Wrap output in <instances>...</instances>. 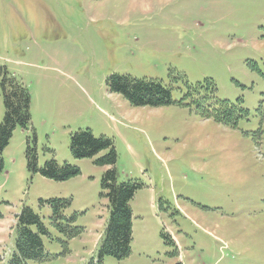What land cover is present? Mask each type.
Masks as SVG:
<instances>
[{
  "label": "rangeland",
  "instance_id": "1",
  "mask_svg": "<svg viewBox=\"0 0 264 264\" xmlns=\"http://www.w3.org/2000/svg\"><path fill=\"white\" fill-rule=\"evenodd\" d=\"M0 66L31 94V124L3 153L0 264L24 206L49 230L47 257L28 264H97L110 167L96 161L109 150L76 158L80 129L113 141L119 182L143 183L131 202V251L103 264H264V0H0ZM112 74L161 80L175 102L133 106L110 90ZM209 82L245 109L236 126L180 103L189 84L209 93ZM29 146L39 168L55 158L80 172L55 180L32 171ZM50 198L71 199L66 232L40 202Z\"/></svg>",
  "mask_w": 264,
  "mask_h": 264
},
{
  "label": "trees",
  "instance_id": "2",
  "mask_svg": "<svg viewBox=\"0 0 264 264\" xmlns=\"http://www.w3.org/2000/svg\"><path fill=\"white\" fill-rule=\"evenodd\" d=\"M2 75V95L5 104V116L0 123V172L4 170L3 153L8 146L14 130L19 126L27 129L31 124L30 103L31 94L28 88L10 77L8 70L0 66ZM110 90L122 94L133 106H165L174 103L171 89L158 79H138L131 75L112 74L107 81ZM209 84L211 87H209ZM209 93L202 91L203 85L189 84L183 100L188 98L197 103L199 112L217 122L227 126H236L246 111L242 106L232 103L227 99H220L214 94V86L209 82ZM207 89V90H208ZM36 140V135L34 134ZM70 148L76 158L92 157L102 150L109 152L97 159V163L107 165L102 177L101 185L106 190L109 201L110 215L107 220L101 241L99 242L97 264H103L106 256H112L118 260L125 258L131 251L133 241V211L131 202L136 192L143 187V183L129 179L119 182L117 169V151L113 141L106 136H96L91 130L80 129L71 136ZM28 167L43 176L55 180H66L77 175L80 169L70 163L59 164L52 158L41 168L38 167L36 151L29 146L27 149ZM42 205H48L52 209V222L61 231L66 232L70 225L62 222L68 221L64 210L71 204L68 198L41 199ZM63 219V220H62ZM82 227L72 228V235L81 232ZM49 234L39 213L29 206H24L17 216L15 228V247L8 264H28L29 261H40L47 257L43 237Z\"/></svg>",
  "mask_w": 264,
  "mask_h": 264
}]
</instances>
